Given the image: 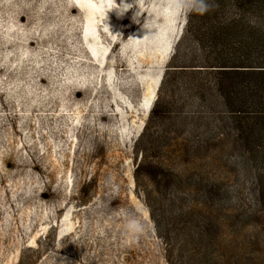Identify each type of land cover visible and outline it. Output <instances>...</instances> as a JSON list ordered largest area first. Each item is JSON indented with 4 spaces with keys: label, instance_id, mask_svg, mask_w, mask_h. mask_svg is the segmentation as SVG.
Wrapping results in <instances>:
<instances>
[{
    "label": "rangeland",
    "instance_id": "374dc122",
    "mask_svg": "<svg viewBox=\"0 0 264 264\" xmlns=\"http://www.w3.org/2000/svg\"><path fill=\"white\" fill-rule=\"evenodd\" d=\"M108 2L0 0V264H264L262 131L239 139L244 116L209 112L222 121L214 132L229 136L186 163L176 150L158 153L166 140H151L152 120L148 158L136 157L156 103L166 118L188 113L181 93L196 76L180 70L203 62L184 51L173 59L188 0H140V23ZM168 121L164 137L184 130ZM153 162L186 180L154 188ZM151 212L170 229L165 240ZM186 223L206 237L184 236Z\"/></svg>",
    "mask_w": 264,
    "mask_h": 264
},
{
    "label": "trees",
    "instance_id": "16d2710c",
    "mask_svg": "<svg viewBox=\"0 0 264 264\" xmlns=\"http://www.w3.org/2000/svg\"><path fill=\"white\" fill-rule=\"evenodd\" d=\"M206 2L209 9L205 13L190 11L185 31L178 40L173 54L174 59L184 51L187 59L203 61L200 64L184 66L180 70L181 74L190 73L196 76V82L185 83L181 93L183 97H186L180 110L188 113L166 118L162 113L156 112V103L150 112L143 133L134 145L136 157L138 159L140 157L141 161L148 158L149 142L145 145L144 138L149 129V122L152 120H157L159 129H154L151 140L161 141L162 138L166 140L164 150L158 149V153L167 152L170 149L176 150L179 160L186 163H191L190 156L196 157L209 145L216 147L221 144V140L224 144L226 140L222 138L229 136L228 132H222V134L214 132L215 129H219L217 126L222 121L209 117V112H222L220 109H224L225 112H235L239 119L244 116L246 123L236 126V130L240 131L239 139L244 138L245 131L248 139L251 140L256 130L262 131L260 138L264 136V0H206ZM169 75L170 68L164 74L161 88L167 82ZM158 101L159 98L156 102ZM167 120L169 123L176 121L184 123V130L181 133L165 130L167 138L164 137L160 127ZM236 130L233 129L237 134ZM150 145H154L153 141ZM155 151L156 148H154ZM261 153L264 157V150ZM208 158L206 156L202 159ZM152 167L154 171L148 178L154 188L162 185L164 189L167 188L172 192L173 184L169 177H175L179 182L187 178L186 170L173 172L162 162L160 164L153 162ZM141 171L142 165L138 163L134 172L135 177H138ZM260 180L259 199L264 207V176L260 177ZM145 195L148 198V195ZM215 195L218 196V202L223 204L222 214L225 215L228 212L224 210L226 202L222 197L223 194L218 191ZM174 198H176L175 195ZM169 202L172 204H168L167 207L172 205L175 207V201ZM198 207L200 206H191L186 212L200 210ZM186 212L184 209H179L181 216ZM151 216L158 236L165 240L163 233H169L170 229L163 225L152 212ZM186 224L188 233L184 236L188 237L192 234L199 239L206 237L203 226ZM22 258L23 255L20 263Z\"/></svg>",
    "mask_w": 264,
    "mask_h": 264
},
{
    "label": "clouds",
    "instance_id": "9594fccd",
    "mask_svg": "<svg viewBox=\"0 0 264 264\" xmlns=\"http://www.w3.org/2000/svg\"><path fill=\"white\" fill-rule=\"evenodd\" d=\"M187 7L190 11H194L199 14H203L209 9V5L206 0H188ZM109 8L111 11L115 10L119 18H123L128 12L132 11L131 20L133 23H140V17L143 14V5L140 3V0H113V2L109 5ZM134 9L138 10L133 11ZM150 23H152L151 20L145 19L142 24V28L148 30L155 29L154 26L152 28L149 27Z\"/></svg>",
    "mask_w": 264,
    "mask_h": 264
}]
</instances>
